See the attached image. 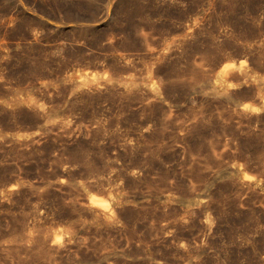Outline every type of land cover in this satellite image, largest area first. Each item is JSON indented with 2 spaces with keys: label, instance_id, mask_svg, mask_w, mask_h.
<instances>
[{
  "label": "rangeland",
  "instance_id": "rangeland-1",
  "mask_svg": "<svg viewBox=\"0 0 264 264\" xmlns=\"http://www.w3.org/2000/svg\"><path fill=\"white\" fill-rule=\"evenodd\" d=\"M0 137V264H264V0H0Z\"/></svg>",
  "mask_w": 264,
  "mask_h": 264
},
{
  "label": "clouds",
  "instance_id": "clouds-1",
  "mask_svg": "<svg viewBox=\"0 0 264 264\" xmlns=\"http://www.w3.org/2000/svg\"><path fill=\"white\" fill-rule=\"evenodd\" d=\"M242 63H243V62H242ZM230 87L235 88L236 85H230ZM70 100H71V97H69V101H70ZM65 103H67V102H65ZM150 128H151V125H149V128H146L145 131H148ZM35 134H36L37 136H39V135H40V132L37 131ZM181 135H183V133H181ZM2 140H3V137H0V141H2ZM132 175L135 176V175H137V173H136V172H133ZM62 182H65V181H62ZM122 183H123V181H121V184H122ZM261 183H264V181H261ZM205 202H206V201H205ZM184 222L187 223L188 221L185 220ZM205 223L212 224L211 214H210V213H209V215H208V218L205 220ZM63 231H64L63 229H60V232H61V233H62ZM167 234H168V235H171V233H167ZM56 239H57V237H56ZM181 247L187 249V245H186V244H181ZM261 260H264V256L261 257Z\"/></svg>",
  "mask_w": 264,
  "mask_h": 264
},
{
  "label": "snow or ice",
  "instance_id": "snow-or-ice-1",
  "mask_svg": "<svg viewBox=\"0 0 264 264\" xmlns=\"http://www.w3.org/2000/svg\"><path fill=\"white\" fill-rule=\"evenodd\" d=\"M230 67L234 68L235 65H230ZM246 107H247V106H246ZM245 179H246V180H252L253 177H251V176H245ZM92 201H93V203H97V198H96L95 196H93V197H92ZM98 206L101 207V208H104V209L109 208V205H108L107 203H104V202H99V203H98ZM55 242H56L57 244H63V240H62V238H61L60 236H57V239H56Z\"/></svg>",
  "mask_w": 264,
  "mask_h": 264
},
{
  "label": "bare ground",
  "instance_id": "bare-ground-1",
  "mask_svg": "<svg viewBox=\"0 0 264 264\" xmlns=\"http://www.w3.org/2000/svg\"><path fill=\"white\" fill-rule=\"evenodd\" d=\"M243 62V64H245V62L244 61H242ZM242 62L240 63V64H242ZM230 65H235V64H227V65H225L223 68H221L219 71H221L222 73L223 72H227V70H229L230 68H232V67H230ZM86 79V78H85ZM84 79V80H85ZM87 81V80H86ZM90 83V82H89ZM155 84V83H154ZM88 85V84H87ZM96 86V85H95ZM115 207V206H114ZM117 210V209H116ZM115 210V211H116ZM100 211V210H99ZM101 213H102V215H104V216H106V217H112V215H113V211L111 210V209H109V208H107V209H104V208H101V211H100ZM114 216V215H113Z\"/></svg>",
  "mask_w": 264,
  "mask_h": 264
}]
</instances>
